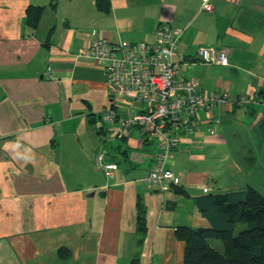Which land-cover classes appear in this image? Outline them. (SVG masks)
Wrapping results in <instances>:
<instances>
[{"label":"crops","instance_id":"obj_1","mask_svg":"<svg viewBox=\"0 0 264 264\" xmlns=\"http://www.w3.org/2000/svg\"><path fill=\"white\" fill-rule=\"evenodd\" d=\"M203 1L109 0L104 13L95 0H0V264H182L175 229L208 226L197 197L247 186L264 196V112L250 102L264 83V0H209L211 11ZM29 6L44 7L35 28ZM159 22L183 30L181 77L229 98L201 113L170 162L189 197L147 183L156 147L138 129L99 122L110 105L120 116L145 105L111 100L102 67L79 56L91 30L152 40ZM200 46L225 49L228 64L199 61ZM98 153L116 163L112 178L96 168Z\"/></svg>","mask_w":264,"mask_h":264},{"label":"built area","instance_id":"obj_2","mask_svg":"<svg viewBox=\"0 0 264 264\" xmlns=\"http://www.w3.org/2000/svg\"><path fill=\"white\" fill-rule=\"evenodd\" d=\"M201 9L212 10L209 0L202 2ZM182 31L167 22H159L152 40L145 37L139 41L112 42L91 30L89 44L79 50V56L92 59L102 67L111 100L126 99L145 105L141 109L130 108L125 116H120L110 105L98 118L101 124L118 122L122 129L136 128L153 143L156 151L146 181L160 192L170 190L174 178L170 162L179 144L199 129L201 113L229 100L226 92L203 95L196 81L181 77L174 57ZM197 56L203 63L228 64L225 49L200 46ZM44 74L49 76L50 68ZM247 100L241 95L232 102L242 105ZM250 102L258 104L264 112V83ZM214 134L209 130V135ZM95 166L106 179L112 178L117 170L116 163L106 162L100 153L95 156Z\"/></svg>","mask_w":264,"mask_h":264},{"label":"trees","instance_id":"obj_3","mask_svg":"<svg viewBox=\"0 0 264 264\" xmlns=\"http://www.w3.org/2000/svg\"><path fill=\"white\" fill-rule=\"evenodd\" d=\"M52 6L55 0H52ZM98 10L107 13L109 0H95ZM42 6L26 9L27 23L35 28L43 12ZM170 189L189 197L181 186ZM206 193V192H204ZM207 227L178 226L175 234L184 242L182 264H264V196L255 188L224 193H207L195 199ZM137 224L144 229V208L137 204ZM239 224L244 226L239 230ZM129 264H139L137 258Z\"/></svg>","mask_w":264,"mask_h":264},{"label":"rangeland","instance_id":"obj_4","mask_svg":"<svg viewBox=\"0 0 264 264\" xmlns=\"http://www.w3.org/2000/svg\"><path fill=\"white\" fill-rule=\"evenodd\" d=\"M123 41V40H122ZM127 41V40H126ZM224 137H225V143L223 144V146H221V147H218V150H219V155L217 156V161L215 162L214 161V167H215V169L216 170H219V163H218V160L220 159V158H223V157H225L226 156V136L224 135ZM223 137V138H224ZM120 160H122V159H120ZM122 163V162H121ZM224 163H226V161H224ZM244 225L243 224H239L237 227H236V230H239L240 228H242Z\"/></svg>","mask_w":264,"mask_h":264}]
</instances>
